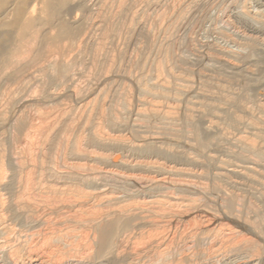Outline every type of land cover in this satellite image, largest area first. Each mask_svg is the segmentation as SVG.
<instances>
[{
    "label": "bare ground",
    "instance_id": "6f19581e",
    "mask_svg": "<svg viewBox=\"0 0 264 264\" xmlns=\"http://www.w3.org/2000/svg\"><path fill=\"white\" fill-rule=\"evenodd\" d=\"M204 1L0 0V264H264V6Z\"/></svg>",
    "mask_w": 264,
    "mask_h": 264
},
{
    "label": "rangeland",
    "instance_id": "374dc122",
    "mask_svg": "<svg viewBox=\"0 0 264 264\" xmlns=\"http://www.w3.org/2000/svg\"><path fill=\"white\" fill-rule=\"evenodd\" d=\"M232 1V2H231ZM234 0H207V1H204V2H202V5H201V7L202 8H204L205 10H203V9H201V10H203V11H201L199 14H201V15H197L198 14V12L200 11V9L198 10V12H197V14H196V18L194 19L195 21H200L198 24H197V22H195L194 20V22H193V24L191 23V25L192 26H189L187 29H185L184 31H185V33H186V35H185V33H183L184 31L183 30H181L180 31V34H179V40H181V41H184V39L185 38H187L188 36H190V37H192V38H195L194 37V35H195V33H196V38L197 37H199L200 39H202V40H198V38H197V40L200 42V43H203L202 45H208V43H209V45L208 46H211V41L212 42H214L215 40V42L214 43H216L215 44V47H218L219 46V44H220V46L218 47V48H221V46H222V44H223V47H225L224 49L225 50H227V48L228 49H230L231 50V48L233 49V51H234V46H235V43L231 40V38H232V34L234 35V33L237 31V29H236V26H237V28L239 27L241 30H244V31H246V30H248V31H252L251 29H249V28H247V26L245 25V24H240V22H238V20L236 19V16H235V19H234V17L232 16V14H234V12H236V14H237V12H238V10L240 9V6H242V5H239L240 3L241 4H243L242 2L244 1V0H238V2H237V0H235L234 2H233ZM208 3V5L206 4V3ZM223 2V3H222ZM227 2H229V4L227 3ZM235 2H236V4H235ZM246 2H248V3H246ZM246 2H244L245 4H247V5H250V6H254V7H262L263 8V4H264V0H257V2H256V0H246ZM254 2V3H253ZM262 3V6L259 4V3ZM225 3V4H224ZM232 3V4H231ZM239 3V4H238ZM258 3V4H257ZM206 4V5H205ZM210 4V5H209ZM256 4V5H255ZM244 5V4H243ZM210 6H212V8L210 7ZM228 6V7H227ZM234 6V7H233ZM236 6V7H235ZM237 6H238V8H237ZM209 9H208V8ZM216 7V8H215ZM224 7V8H223ZM227 7V8H226ZM222 8V9H221ZM237 8V9H236ZM156 9H158V8H156ZM208 9V10H207ZM225 9V10H224ZM213 10V11H212ZM222 10V11H221ZM232 10H235V11H233V12H231ZM158 11V10H157ZM203 12V13H202ZM206 12H208L207 14H206ZM230 12V13H229ZM204 13L206 14V15H204ZM217 13V14H216ZM223 13V14H222ZM152 15H153V13H151ZM152 15H150V17L152 16ZM154 16V15H153ZM152 16V17H153ZM230 16V17H229ZM150 17H148V15H147V17L145 16V19H147L148 20V23H153L152 21V18H150ZM227 17L228 18H231V20L230 19H227ZM150 18V19H149ZM198 18V19H197ZM205 18H207V19H205ZM220 18V19H219ZM197 19V20H196ZM209 19V20H208ZM149 20H151V21H149ZM201 20H203V22L201 21ZM205 20H206V22H205ZM233 20H235V21H237V22H235V21H233ZM210 22V23H209ZM212 22V23H211ZM214 22V23H213ZM226 23V25H225V23ZM231 22V23H230ZM209 23V24H208ZM228 23H230L229 25H228ZM238 23V24H237ZM195 24V25H194ZM202 24V25H201ZM207 24V25H206ZM212 24V25H211ZM231 24H234V25H231ZM236 24V25H235ZM150 25V24H149ZM198 25H199V27H198ZM201 25V26H200ZM239 25V26H238ZM241 25H244V26H241ZM194 26V27H193ZM197 26V27H196ZM230 26H231V28H230ZM232 26H234V27H232ZM192 27V28H191ZM201 27H203V28H201ZM212 27V28H211ZM221 27V31L223 32V33H225L226 34V36H228V38H230V39H228L224 34L222 35V33H221V31H220V28ZM228 27V28H227ZM192 29V31L193 32H191V29ZM193 28H194V30H193ZM201 28V29H200ZM216 28V29H215ZM200 30V33L198 32L199 30ZM214 29V30H213ZM223 29H224V31L226 30V32L228 33H226V32H224L223 31ZM227 29H229L228 31H227ZM236 29V30H235ZM188 30H190V32H188ZM195 30H197L196 32H195ZM210 30V31H209ZM217 30L221 33V38L219 37L220 35V33L217 35ZM234 30V31H233ZM217 32L216 33V35H215V32ZM231 31V32H230ZM248 31H246L247 33H249ZM214 32V33H213ZM231 33V35H230V33ZM183 33V34H182ZM187 33H188V35H187ZM192 34L193 33V35H190V34ZM252 33V32H251ZM250 33V34H251ZM254 33V32H253ZM256 33V32H255ZM255 33H254V36H255ZM258 33V32H257ZM210 34V35H209ZM182 35H184V36H182ZM214 35V36H213ZM230 35V36H229ZM261 34H259V36H260ZM186 36V37H185ZM223 36V37H222ZM256 36H258L257 34H256ZM218 37V39H216ZM204 38V39H203ZM222 39V41L220 40V39ZM224 39H226V40H224ZM219 42H218V41ZM208 41H210V42H208ZM226 42V43H225ZM217 43H218V46H217ZM234 45V46H229V47H231V48H229L228 47V45ZM212 46H214V45H212ZM227 47V48H226ZM221 49H223V48H221ZM235 49H237V51H239V48H238V46H235ZM236 51V52H237ZM262 65L264 66V59H263V62H262ZM0 263H1V260H0Z\"/></svg>",
    "mask_w": 264,
    "mask_h": 264
}]
</instances>
